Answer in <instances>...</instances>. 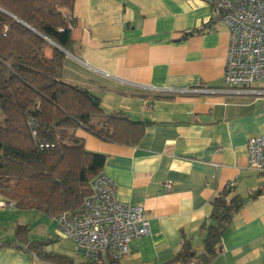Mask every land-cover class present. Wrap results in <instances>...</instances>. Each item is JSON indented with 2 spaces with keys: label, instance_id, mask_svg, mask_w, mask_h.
<instances>
[{
  "label": "crops",
  "instance_id": "0c3cea01",
  "mask_svg": "<svg viewBox=\"0 0 264 264\" xmlns=\"http://www.w3.org/2000/svg\"><path fill=\"white\" fill-rule=\"evenodd\" d=\"M72 14L62 78L87 89L102 108L147 123L134 145L75 132L85 149L105 156L101 173L115 184L116 198L142 206L149 219V234L132 240L117 264H182L175 257L185 241L201 255L211 202L230 181L232 195L245 200L209 264H264V176L247 167V140L264 133V98L170 92L224 87L228 29L212 7L202 0H74ZM0 203V243H15L0 247V264L51 262L15 238L21 224L28 241H40L32 237L39 220L24 221L34 210H18L1 195ZM51 219L55 235L44 250L75 264V250L60 244L72 241Z\"/></svg>",
  "mask_w": 264,
  "mask_h": 264
},
{
  "label": "trees",
  "instance_id": "16d2710c",
  "mask_svg": "<svg viewBox=\"0 0 264 264\" xmlns=\"http://www.w3.org/2000/svg\"><path fill=\"white\" fill-rule=\"evenodd\" d=\"M73 3L0 0V195L18 210L49 218L79 210L92 193L91 181L102 172L105 156L85 149L77 129L104 141L134 145L147 124L121 111L105 112L96 96L62 78L64 50L71 49L76 25ZM94 116H101L99 126L91 123ZM43 142L54 147L39 148ZM244 200L230 189L215 196L212 223L204 227V252L196 256L185 241L175 259L209 264ZM14 234L38 258L73 264L66 255L44 250L52 239L28 241L27 225H16ZM8 245L15 243H0Z\"/></svg>",
  "mask_w": 264,
  "mask_h": 264
},
{
  "label": "built area",
  "instance_id": "2783aa9c",
  "mask_svg": "<svg viewBox=\"0 0 264 264\" xmlns=\"http://www.w3.org/2000/svg\"><path fill=\"white\" fill-rule=\"evenodd\" d=\"M202 1L212 7L214 17L228 29L224 87L205 86L170 92L250 94L264 98V0ZM53 147L54 143L39 144L41 149ZM247 167L264 176V133L248 138ZM233 185V181L228 182L226 190ZM166 186L168 189L169 185ZM91 188L92 193L84 199L79 210L63 212L54 219L60 235L74 243L75 264H113L128 253L132 240L149 234V219L142 206L118 200L115 184L103 173L93 178ZM187 264L203 263L192 260Z\"/></svg>",
  "mask_w": 264,
  "mask_h": 264
},
{
  "label": "rangeland",
  "instance_id": "374dc122",
  "mask_svg": "<svg viewBox=\"0 0 264 264\" xmlns=\"http://www.w3.org/2000/svg\"><path fill=\"white\" fill-rule=\"evenodd\" d=\"M105 112H111L110 110H107L105 108H103ZM1 116V115H0ZM101 116H94L91 119V123L95 124L96 126H99L101 123ZM6 209V211L8 212L11 208H4ZM35 211H27V214L24 215V221H27L29 224H32L33 222L39 220L38 222L41 223V225H39L37 227V229L32 230V237L36 238L40 241H47L49 240V237L51 235H55L54 231H55V222L53 219L43 216L41 219H37V217H35ZM38 223V224H39ZM33 228V227H32ZM53 241V240H52ZM54 241H56V239H54ZM62 250H73L74 249V243L73 242H69V241H64L62 240L60 242V244H62ZM51 244V243H50Z\"/></svg>",
  "mask_w": 264,
  "mask_h": 264
},
{
  "label": "water",
  "instance_id": "95a60500",
  "mask_svg": "<svg viewBox=\"0 0 264 264\" xmlns=\"http://www.w3.org/2000/svg\"><path fill=\"white\" fill-rule=\"evenodd\" d=\"M53 44V43H52ZM55 45V44H54ZM64 52L66 53V51L64 50Z\"/></svg>",
  "mask_w": 264,
  "mask_h": 264
}]
</instances>
